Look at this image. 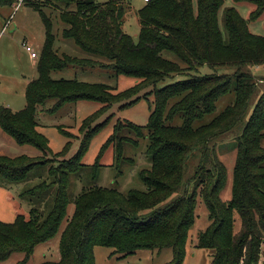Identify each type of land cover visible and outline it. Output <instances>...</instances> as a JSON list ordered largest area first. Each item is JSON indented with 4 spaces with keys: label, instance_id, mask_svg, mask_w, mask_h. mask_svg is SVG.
Returning <instances> with one entry per match:
<instances>
[{
    "label": "trees",
    "instance_id": "16d2710c",
    "mask_svg": "<svg viewBox=\"0 0 264 264\" xmlns=\"http://www.w3.org/2000/svg\"><path fill=\"white\" fill-rule=\"evenodd\" d=\"M16 1L0 0V7ZM130 1L77 0L74 9L58 14L65 24L62 36L104 59L105 64L97 58L58 53L51 18L41 6L33 5L45 25L44 44L35 63L37 77L26 85L22 109L0 106V129L18 144L51 152L37 121L47 100H54L49 113L82 100L102 106L82 120L81 129L87 128L77 152L63 159L56 170H49L57 192L48 214L31 210L29 216L17 214L12 222L0 221V263L29 264L36 247L59 234V258L43 256L37 264H94L96 245L112 248L111 255L119 257L140 249L171 248L172 258L165 264H181L188 230L203 202L209 224L197 233L195 246L212 249L210 264H264V91L236 138L231 192L226 200L221 198L226 168L214 145L242 121L256 91L246 67L264 66V35L253 33L248 24L264 17V0H233L235 5L248 6L247 18L234 6H224V0H148L137 9V41L122 29ZM68 65H98L132 77L135 83L114 91L104 83L52 78L53 71ZM221 65L234 67L233 74H198L202 66L215 70ZM159 83L164 84L157 87ZM142 92L143 97H151L145 127L130 121L122 126L117 123L94 166L96 169L113 137H118L113 143L119 148L123 140L130 141L116 132L126 127L140 138L145 129L150 134L147 153L151 166L140 171V177L146 190L131 189L123 194L94 186L76 197L68 214V176L79 170L91 136L105 122L94 127L91 123L114 103L124 107L136 102ZM226 96L233 101L218 111V99ZM56 128L71 136L62 126ZM68 144L57 154L67 153ZM194 159L198 160L193 175H186L187 165ZM41 163L27 156L0 154V175L19 182ZM181 188L183 192L173 197Z\"/></svg>",
    "mask_w": 264,
    "mask_h": 264
},
{
    "label": "rangeland",
    "instance_id": "374dc122",
    "mask_svg": "<svg viewBox=\"0 0 264 264\" xmlns=\"http://www.w3.org/2000/svg\"><path fill=\"white\" fill-rule=\"evenodd\" d=\"M77 0H25L17 8L14 5L0 7V106H6L17 111L25 106V88L27 83L37 77L36 61L33 60L22 43L30 45L36 52L37 60L45 40V25L41 14L33 5L38 4L41 9L51 18L52 28L55 36L54 49L58 53H65L78 58H97L82 50L75 44L73 39L64 38L62 30L65 24L58 17L62 10L75 8ZM104 2L107 0H97ZM143 0H131L126 7V14L122 24L124 32L129 34L134 41H137L139 23L137 19V9L143 5ZM224 6H234L241 16L248 17V6L243 4L235 5L233 0H224ZM5 20L15 25L14 29L1 30ZM249 29L258 35H264V17L260 21H253L248 24ZM224 33V30L222 28ZM168 57L177 60L172 54ZM106 63L104 59L97 58ZM246 70L253 76L256 82V91L249 101V106L245 116L235 128L226 135L214 141L218 158L225 165L227 181L224 187V194L221 197L226 200L230 197L233 167L235 163L236 138L242 132L243 125L257 101L264 91V66H249ZM215 71L218 74L232 75L234 67L230 65L217 66L212 70L208 66H202L198 74H208ZM54 79H77L91 83H104L113 88L114 91H121L133 85L135 79L132 77L116 75L109 68L68 65L67 67L53 71ZM177 79V78H176ZM172 80V79H171ZM169 79V82L171 81ZM167 82V81H166ZM164 83H159L157 87ZM136 102L124 106L122 103L112 104L106 111L101 113L92 123L91 127L104 123L100 131L91 136L89 147L82 160L81 167L75 173H70L67 194L69 198L68 214L74 208L76 197L83 191L94 186L114 188L123 194L135 189L145 191L146 186L141 180L140 171L149 169L151 166L150 157L147 153L149 133L142 129L145 127L149 116V102L151 97H143ZM233 101L232 96L221 97L217 101V109L221 110L226 104ZM54 100L45 102L43 112L37 114L38 130L48 139L51 152L39 151L29 144H18L10 135L0 129V154L11 158L27 156L35 161H41L34 169L29 171L25 179L19 182H11L0 175V221L12 222L17 214L29 216L34 210L37 214L46 215L51 210L57 192V185L53 184L49 174L50 169H57L63 159L68 160L73 156L83 139V133L87 127L81 129L84 118L94 113L102 106L96 101L82 100L74 103H66L55 113H49ZM128 121L142 127V137L136 138V134L123 127L119 132H114L117 136L123 134L130 141L123 140L119 148L117 138L108 141L106 149L98 162L94 166L101 146L107 141L108 136L113 132L114 126L127 125ZM88 123V122H87ZM85 123V124H87ZM57 126H62L71 136L68 138L58 131ZM129 133H128V132ZM68 144L65 155L57 154ZM264 147V139L262 141ZM198 159L191 160L187 165L186 175H193V168ZM57 173V172H56ZM58 175V174H56ZM52 182V183H51ZM44 183V184H42ZM39 184V185H38ZM195 182L190 184L189 191ZM38 185V186H37ZM31 190V191H30ZM183 192L181 188L173 195L178 196ZM197 218L189 228L185 244V256L181 264H210L212 249L199 248L195 246V238L199 231L204 230L209 222L206 208L201 202L196 209ZM58 237L47 243L36 247L29 264H37L44 257L57 260L59 258ZM112 248L104 246H94V264H165L172 258L171 248H164L160 251L154 249H140L123 257L111 255ZM0 264H9L0 263Z\"/></svg>",
    "mask_w": 264,
    "mask_h": 264
},
{
    "label": "built area",
    "instance_id": "2783aa9c",
    "mask_svg": "<svg viewBox=\"0 0 264 264\" xmlns=\"http://www.w3.org/2000/svg\"><path fill=\"white\" fill-rule=\"evenodd\" d=\"M24 1H25V0H17L16 3L14 4L15 8H17V7H18L20 4H22ZM143 1L146 2V1H148V0H143ZM8 26H9V21H7V22L5 23L4 27L2 28V31H3L4 29L8 28ZM22 46H23V48H24L27 52H29V55H30V57H31L32 59H34V58L37 57L36 52L33 50V48H32L30 45H28V44H26L25 42H23V43H22Z\"/></svg>",
    "mask_w": 264,
    "mask_h": 264
},
{
    "label": "crops",
    "instance_id": "0c3cea01",
    "mask_svg": "<svg viewBox=\"0 0 264 264\" xmlns=\"http://www.w3.org/2000/svg\"><path fill=\"white\" fill-rule=\"evenodd\" d=\"M7 21H10V20H5V22H4L3 26H2V28L4 27V25H5V23H6ZM11 26H13V29L15 28V25H14L13 23H10V22H9V28H11ZM2 28H1V30H2ZM33 60L36 61L35 58H34Z\"/></svg>",
    "mask_w": 264,
    "mask_h": 264
},
{
    "label": "water",
    "instance_id": "95a60500",
    "mask_svg": "<svg viewBox=\"0 0 264 264\" xmlns=\"http://www.w3.org/2000/svg\"><path fill=\"white\" fill-rule=\"evenodd\" d=\"M11 30L13 29V26H11V28H10Z\"/></svg>",
    "mask_w": 264,
    "mask_h": 264
}]
</instances>
